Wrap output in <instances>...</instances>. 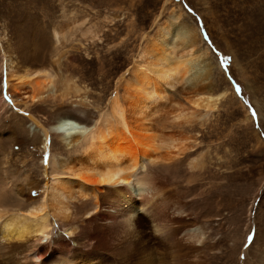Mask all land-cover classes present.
<instances>
[{
	"label": "rangeland",
	"instance_id": "obj_1",
	"mask_svg": "<svg viewBox=\"0 0 264 264\" xmlns=\"http://www.w3.org/2000/svg\"><path fill=\"white\" fill-rule=\"evenodd\" d=\"M171 9L196 28L195 48L207 50L212 66L208 86L225 95L205 115V109L191 103L194 93L177 85L151 110L159 133L190 135L187 148L168 169L152 170L160 183L159 198L183 204L186 218L205 231L206 244L186 257L190 264H264V0H0V97L9 90L1 64L5 50L21 68L43 66L55 81L68 76L80 87L78 96L64 102L45 93L26 110L21 102L29 94L27 86L6 93L16 99L17 110L0 100V196L11 201L14 189L46 179L44 137L26 113L44 124L75 115L91 126L106 109L121 74L146 45L145 37L154 34ZM175 111L187 112L190 121H172ZM52 145L56 162L79 155L74 147H63L58 137ZM199 157L201 169H188L187 162ZM176 222L174 226L183 225ZM63 232L59 223L55 236L66 239ZM89 232L87 227L79 233L78 246L70 241L78 256L91 244ZM151 242L129 264L147 259L145 264H168ZM124 246L98 253L106 263L117 264L130 250ZM61 251L44 264H68L71 260L66 263Z\"/></svg>",
	"mask_w": 264,
	"mask_h": 264
},
{
	"label": "bare ground",
	"instance_id": "obj_2",
	"mask_svg": "<svg viewBox=\"0 0 264 264\" xmlns=\"http://www.w3.org/2000/svg\"><path fill=\"white\" fill-rule=\"evenodd\" d=\"M90 35L95 36L92 32ZM196 36V28L181 21V13L171 9L154 34L145 37L146 45L139 49L132 67L121 74L106 109L91 126L83 125L82 118L75 115H60L44 124L26 113L44 137L46 179L42 184L30 182L26 188L14 189L11 201L0 196V264H44L58 250H62L66 263L110 264L100 258L99 250L109 253L111 248L123 245L130 250L116 263L129 264L152 247L149 241L170 264H190L186 257L192 258L193 250L199 249L197 245L206 244L205 231L186 218L183 204L159 198L160 183L152 174L157 166L168 169L175 156L187 148L190 135L159 133L151 123V110L177 85L194 93L191 103L205 109V115L225 95L224 91L213 93L208 86L212 66L206 60L207 50L195 48ZM6 52H2L1 64L3 82L9 90L3 91L0 100L10 109H16V99L7 94L24 86L29 88L26 100L21 102L25 110L49 94L64 102L80 93L72 77L60 76L55 81L50 69L21 68ZM171 118L190 121L182 111L172 112ZM53 137H58L63 147H74L79 155L56 162ZM186 166L198 169L202 161L193 158ZM174 221H183V225L174 226ZM59 223L66 239L55 236ZM87 227L91 229L87 236L91 244L78 256L70 241L80 245L79 233ZM55 242L57 248L53 247Z\"/></svg>",
	"mask_w": 264,
	"mask_h": 264
}]
</instances>
